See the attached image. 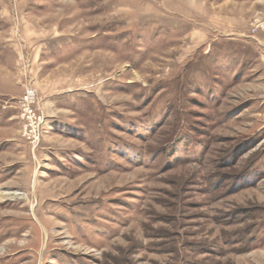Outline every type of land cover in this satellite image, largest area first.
Instances as JSON below:
<instances>
[{
	"label": "rangeland",
	"instance_id": "374dc122",
	"mask_svg": "<svg viewBox=\"0 0 264 264\" xmlns=\"http://www.w3.org/2000/svg\"><path fill=\"white\" fill-rule=\"evenodd\" d=\"M259 23L264 0H0V264H264Z\"/></svg>",
	"mask_w": 264,
	"mask_h": 264
},
{
	"label": "built area",
	"instance_id": "2783aa9c",
	"mask_svg": "<svg viewBox=\"0 0 264 264\" xmlns=\"http://www.w3.org/2000/svg\"><path fill=\"white\" fill-rule=\"evenodd\" d=\"M263 28L264 24L259 23L255 26L253 32L256 33ZM20 86L24 88V93L17 99L16 105L22 122V133L24 138L36 147L41 140L46 117L38 105L35 90L24 83Z\"/></svg>",
	"mask_w": 264,
	"mask_h": 264
},
{
	"label": "bare ground",
	"instance_id": "6f19581e",
	"mask_svg": "<svg viewBox=\"0 0 264 264\" xmlns=\"http://www.w3.org/2000/svg\"><path fill=\"white\" fill-rule=\"evenodd\" d=\"M13 195H15V194H13Z\"/></svg>",
	"mask_w": 264,
	"mask_h": 264
}]
</instances>
